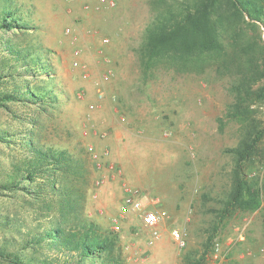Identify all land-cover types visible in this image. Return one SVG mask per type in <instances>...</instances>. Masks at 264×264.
<instances>
[{
  "label": "rangeland",
  "instance_id": "1",
  "mask_svg": "<svg viewBox=\"0 0 264 264\" xmlns=\"http://www.w3.org/2000/svg\"><path fill=\"white\" fill-rule=\"evenodd\" d=\"M16 1L31 25L19 44L32 45L54 75L33 83L55 87L59 101L37 110L0 107V129L38 128L44 142L84 160L89 173L80 186L85 190L80 213L118 236L122 261L184 264L187 257L204 256L205 264H264V203L223 217L235 164L228 149L243 133L241 123L227 115L240 76L237 63L180 70L161 64L147 76L138 48L155 14L152 0ZM259 26L249 36H261L263 43L264 24ZM253 108L264 120V101ZM32 117L40 118L39 126L26 123ZM12 148L0 141V167ZM245 172L264 187V155L253 158ZM129 188L146 193L148 208L168 213L153 244L142 217L123 210ZM22 202L0 196V213L13 210L22 217L33 208ZM175 229L185 245L174 238Z\"/></svg>",
  "mask_w": 264,
  "mask_h": 264
},
{
  "label": "trees",
  "instance_id": "2",
  "mask_svg": "<svg viewBox=\"0 0 264 264\" xmlns=\"http://www.w3.org/2000/svg\"><path fill=\"white\" fill-rule=\"evenodd\" d=\"M152 4L155 14L138 48L147 76L161 64L180 70L204 69L213 61L224 67L237 63L240 76L227 115L241 123L243 133L238 145L228 149L235 164L223 217L236 208L258 209L264 203V187L249 180L245 168L258 154L264 155V120L253 108L264 101V84H258L264 79V41L249 36L264 24V0H152ZM19 9L16 0H0V107L46 109L59 101L57 91L33 81L53 79L52 66L32 45L19 44V35L31 26ZM26 120L40 124L38 117ZM23 126L0 129V141L13 147L9 162L0 167V196L22 199V205L33 208L22 217L13 210L0 213V261L125 264L117 254L118 236L80 213L85 197L80 186L89 173L84 160L44 142L38 128ZM184 264H205V257H187Z\"/></svg>",
  "mask_w": 264,
  "mask_h": 264
},
{
  "label": "built area",
  "instance_id": "3",
  "mask_svg": "<svg viewBox=\"0 0 264 264\" xmlns=\"http://www.w3.org/2000/svg\"><path fill=\"white\" fill-rule=\"evenodd\" d=\"M106 1V0H102ZM110 5H115L113 0H109ZM72 30L70 28L67 29V32L70 33ZM104 43H108L109 38H104ZM79 51L77 50L76 53ZM79 62L76 61V64ZM112 71L107 72L104 75V79H108L111 75ZM85 77H88V73L84 74ZM94 108V105H91ZM96 157L99 158V155L96 154ZM147 195L146 193L139 188H129L127 194L123 200V210H133L137 212L143 219L146 228L149 230V239L148 243L153 244L154 241L160 236V225L162 221L168 216L166 210L163 209H153L148 208L145 204ZM115 228L119 230L121 228L118 219L115 220ZM173 236L177 240L180 246L185 245V241L183 238V233L177 229L173 230Z\"/></svg>",
  "mask_w": 264,
  "mask_h": 264
}]
</instances>
